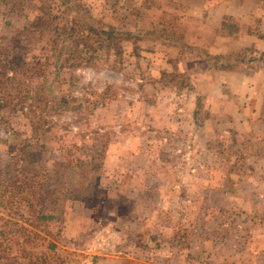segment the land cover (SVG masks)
Listing matches in <instances>:
<instances>
[{"label": "rangeland", "instance_id": "obj_1", "mask_svg": "<svg viewBox=\"0 0 264 264\" xmlns=\"http://www.w3.org/2000/svg\"><path fill=\"white\" fill-rule=\"evenodd\" d=\"M65 1L0 0L2 58H49L70 15L115 29L123 51L66 73L52 95L67 102L41 119L51 133L38 143L0 97V120L21 132L0 127V264H264V85L208 54L212 6L229 0ZM36 15L31 45L19 42ZM243 99L251 121L228 122Z\"/></svg>", "mask_w": 264, "mask_h": 264}, {"label": "trees", "instance_id": "obj_2", "mask_svg": "<svg viewBox=\"0 0 264 264\" xmlns=\"http://www.w3.org/2000/svg\"><path fill=\"white\" fill-rule=\"evenodd\" d=\"M68 2L65 1L64 4ZM47 14L50 10V5L43 6L41 8ZM43 16L36 15L33 20L24 27L22 37L19 38V42H28L26 45H31L32 34L36 33V28L40 24ZM51 20H47L45 27L49 25ZM55 39L52 41L49 58L43 60V58H35L36 64L31 63L22 54H8L2 58L0 53V97L5 96L11 98V110L12 115L17 114L20 111L25 117L30 118V125L32 129L38 134V138L35 140L38 143L41 139H48L51 133V128L47 125L45 127L44 122L47 120L45 115L51 110L55 109L60 102H67L65 95L61 93V98L53 96L56 93L57 87L62 88V85L66 82V73H72L78 68H83L91 65V62L98 57L99 49L105 48L108 51L114 49L115 51H123L120 46L121 38L118 37V32L111 27H106L102 24L96 26L88 24L82 17L76 15H70L58 26ZM27 40V41H26ZM29 40V41H28ZM210 58L212 54L208 52ZM45 56V53L42 57ZM218 60L222 61L220 55H214ZM237 60V58H236ZM220 61V63H221ZM97 67V64H93ZM90 67V66H89ZM9 71L11 74H9ZM177 73V72H173ZM169 74V73H168ZM184 74V73H182ZM41 76L43 78L42 86H32L30 82H26L23 78H34V76ZM167 75V73H165ZM170 75V74H169ZM178 76V74L170 75ZM34 83V82H33ZM184 85L191 87L194 85L192 79ZM14 88V90H13ZM62 91V90H61ZM27 98L32 99V102L26 104ZM1 99V98H0ZM16 99H18L16 101ZM8 103V100H6ZM7 104H0L1 107H6ZM62 108V105L60 106ZM38 111L40 115L38 116ZM43 119L44 122H41ZM4 126V134L14 133L21 135V132L17 128H13L9 125L8 118L0 120V127ZM27 142V140H24ZM16 143L14 144V146ZM34 148L32 144H24L23 150ZM29 152L24 154L23 159L30 157ZM31 159V158H30ZM54 247V245H51Z\"/></svg>", "mask_w": 264, "mask_h": 264}, {"label": "crops", "instance_id": "obj_3", "mask_svg": "<svg viewBox=\"0 0 264 264\" xmlns=\"http://www.w3.org/2000/svg\"><path fill=\"white\" fill-rule=\"evenodd\" d=\"M206 3L210 4L207 1ZM212 8L217 9L221 20L217 46L210 47L209 53L222 57L219 70L228 76H240L241 73L259 75L254 87L260 89L264 85V0H229L213 5ZM228 23H234L233 31H227L228 27H234ZM239 54H242V57ZM236 77H231V81ZM242 82L240 80L238 83L250 85L249 82ZM240 103L236 114L226 116L228 122L232 116V120L237 116L238 123L251 121V117L247 118L246 114L248 109H255L254 101L252 103L251 100L243 99ZM263 120L264 115L261 122Z\"/></svg>", "mask_w": 264, "mask_h": 264}]
</instances>
